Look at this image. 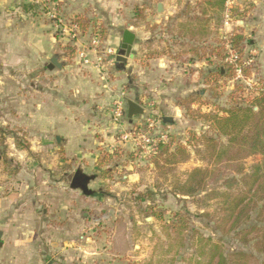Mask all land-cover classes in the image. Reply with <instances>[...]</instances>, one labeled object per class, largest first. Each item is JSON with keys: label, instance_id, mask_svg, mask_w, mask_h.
Returning a JSON list of instances; mask_svg holds the SVG:
<instances>
[{"label": "crops", "instance_id": "1", "mask_svg": "<svg viewBox=\"0 0 264 264\" xmlns=\"http://www.w3.org/2000/svg\"><path fill=\"white\" fill-rule=\"evenodd\" d=\"M30 1L0 0V264H105L98 256L100 243L105 241L90 237L91 226H99L106 216L104 195L68 189L64 180L54 182L49 170L66 164L68 169L77 162L91 166L100 147L108 151L134 146L133 142L121 141L122 131L110 120L106 122L105 110L122 96L145 110L132 124L156 116L161 120L159 130L169 137L180 125L187 124L181 99L188 100L194 108L202 87L209 85L217 71L211 49L214 20L205 16L208 18L203 28L199 7L205 0H71L72 9L101 3L100 23L108 29L105 46L100 50L103 63L86 65L78 58L67 63L61 57V69L37 67L31 86L35 88L26 90L19 75L21 66L11 69L10 65V56L25 47L11 49L8 26L20 29L25 23L22 6ZM159 4L163 5L162 13L158 11ZM205 8L209 13L212 10L211 6ZM11 10L10 15L16 11L19 16L11 19L5 14ZM127 29L136 36L134 55L126 63H112L108 50L119 51ZM232 29L233 25L226 27V31ZM76 46L79 54L83 46L81 42ZM203 46L209 48L207 54L201 50ZM94 52L92 47L87 50L92 61L96 59ZM26 94L28 107L22 115ZM35 97L37 103L32 102ZM24 117L37 127V132L30 135L34 140L26 148L17 142V130L23 126ZM166 118L172 122L166 123ZM95 119L101 122L92 129L84 123H96ZM29 150L37 152V163L25 159ZM14 156L17 158L12 159ZM24 159L30 162L26 166ZM32 167L34 174L27 173ZM83 174L89 184L105 179L96 176L97 180H93L89 173ZM116 240L115 235L110 243Z\"/></svg>", "mask_w": 264, "mask_h": 264}, {"label": "rangeland", "instance_id": "2", "mask_svg": "<svg viewBox=\"0 0 264 264\" xmlns=\"http://www.w3.org/2000/svg\"><path fill=\"white\" fill-rule=\"evenodd\" d=\"M26 3L22 6L25 12L22 19L25 23H20L22 25L19 30L12 28L11 25L8 26L10 29L8 42L11 49L25 47V50L19 51L16 56H10V65L11 69L16 65L21 66L19 75L26 90L35 88L31 87L34 77L37 76L34 70H37V67L46 70L49 60L54 55L63 57L67 63L71 60L73 62L75 58L82 62L78 52H73V49H77L78 42H81L82 49L93 48L92 41L97 35L101 46L92 64L100 66L103 63L100 50L105 46L108 29L100 23L98 11L103 9L100 2V4L89 3L82 9H72L71 0H31ZM206 6L209 5L205 2L199 10L203 13V28L206 26L205 19L208 18H204L205 16H211L214 20L215 30L211 33L215 34V40L211 49L216 56L218 66L217 71L212 74L209 85L202 87V95L196 98L195 107L191 108L188 103L182 105L189 122L180 125L179 129L170 135L169 140L173 142L172 151L179 145L184 149V152L177 156L176 162L170 159L169 154H164L159 159V167L155 168L152 156L143 155L142 148L130 145L108 151L98 148L94 153L97 155V158H94L96 161H93L94 164L91 166L87 165V162H77L70 164L71 167L68 169H66L67 164L64 168L63 166L57 169L49 168V175L53 181L64 180V187L68 189L79 168L89 173L93 180H97L96 176H100L109 181L106 183L103 179H99L89 184V191L104 195L102 203L105 205L106 216L99 226H91L90 237H93V240L105 241L100 243L101 247L98 249L100 252L98 256L103 257L102 261L105 264H207L208 260L202 255L203 245L207 243L206 239L209 237L222 248L229 264H235L232 254L239 252L254 255L253 259H250V264L264 263V254H258L253 244L244 245L233 234L222 235L217 231L215 223L220 215L218 193L227 191L224 182L232 177L240 179L235 173L238 169H243L247 174L253 173L255 166L261 163L262 157L253 156L238 164L228 163L226 157L219 161L218 157H211V149H208L202 139V136L216 139L219 151L223 146L228 147V139L219 137L215 133L210 117L215 115L223 117L226 115L225 111L239 104L249 105L257 96V91L264 90V0L234 2L231 22L227 26L224 14L218 12V7H212L209 13ZM11 12L12 10L5 14L11 16V19L19 16L16 11L10 15ZM78 18L88 27L85 32L77 31L74 38L73 27L76 26L75 21ZM232 25L233 29L226 31V27ZM221 26L224 27L222 32ZM235 35L245 37L237 52L232 48V38ZM19 44L21 47L18 46ZM207 49H209L207 46H203L201 50L207 54ZM117 54L118 51H115V60ZM220 66L224 72L222 75L218 73L221 70ZM232 67L237 69L235 77L233 70L227 76V72L229 73ZM241 69L248 71L249 79L243 77L242 73L238 77V70ZM208 78L206 76V79ZM28 94L23 98L22 115L25 107H28L26 104L29 101L26 98ZM32 102L37 103V98H33ZM112 107L110 104L108 110H105L108 114L106 122L110 120L113 126L123 131L129 126L127 114L121 123H116L111 113ZM105 113L102 112L103 115ZM148 118L160 120L150 115L140 120V123ZM26 119L29 118L24 117L21 123L23 126L17 130H20L17 142L19 141L22 147H28L30 140H34L30 135L37 132L33 122ZM84 121L91 129L93 126H99L98 123L101 122L96 119V123H93V120ZM232 151L233 149L230 150ZM26 152L25 159L29 158L37 163V152L30 150ZM15 158L17 157L14 156L12 159ZM25 159L24 166L30 163ZM15 168L11 167V169ZM194 169L209 171L206 192L193 197L176 196V193L180 194L179 187L187 181ZM34 170L32 167L27 173L34 174ZM69 170L71 173L68 172ZM139 195H146L148 198L140 200ZM154 214L162 215V219L153 217ZM180 217L186 221V228H181L178 222ZM255 219L256 214L251 224H256ZM115 235L116 242L110 243ZM202 239L205 242L202 243ZM104 245L106 247H103ZM208 249L205 248L204 251Z\"/></svg>", "mask_w": 264, "mask_h": 264}, {"label": "trees", "instance_id": "3", "mask_svg": "<svg viewBox=\"0 0 264 264\" xmlns=\"http://www.w3.org/2000/svg\"><path fill=\"white\" fill-rule=\"evenodd\" d=\"M206 1L207 5L218 7V12L224 13L227 0ZM75 25L81 32H85L88 27L79 18L75 21ZM244 41L243 35H235L232 38L233 50L237 52ZM75 50L74 48L73 52ZM232 70L233 76H237L235 67L229 69L227 76ZM218 73L222 75V70H219ZM241 73L243 77L249 79L248 71L241 69ZM187 103L188 100L182 101V105ZM225 114L223 117L211 116L210 123L219 137L228 139V147L223 146L219 151L216 139L202 136L203 142L207 144L208 149H211V157L216 156L219 161L226 157L228 163L238 164L247 158L260 155L262 161L255 166L253 173L247 174L243 169H238L235 173L240 179L232 177L224 182L227 191L218 193L220 215L215 222L216 229L224 236L233 234L244 245L253 244L258 254H264V90H258L257 96L249 105L239 104L235 108L225 111ZM172 146L173 142L158 145V152L152 156L155 168L159 167V159L164 154H169L170 159L176 162L177 156L184 152L181 145L177 146L174 151H172ZM231 149H233L232 152H230ZM174 161L172 162L174 163ZM208 176V170L194 169L189 174L187 181L179 187L180 194L176 193V196L193 197L205 193ZM147 198L146 195L138 197L140 200ZM255 214L256 224H251ZM153 217L162 219V215L158 214H154ZM178 222L181 228H186V221L183 217H180ZM202 240V243L205 242L204 239ZM206 242L203 245L202 256L208 260L207 264H229L228 257L212 238H207ZM205 248H209L208 251H204ZM232 257L235 264H250V259H253L254 255L239 252L232 254Z\"/></svg>", "mask_w": 264, "mask_h": 264}, {"label": "built area", "instance_id": "4", "mask_svg": "<svg viewBox=\"0 0 264 264\" xmlns=\"http://www.w3.org/2000/svg\"><path fill=\"white\" fill-rule=\"evenodd\" d=\"M237 0H227L225 5V13H224V19H225V25H229L231 22V9L233 6V3ZM74 29V38H76V32L79 31L77 26L73 27ZM92 46L94 48V53L97 55L98 50L101 46V41L99 39V35H97L94 40L92 41ZM108 54L114 56L115 51L109 49ZM79 56L83 63L86 65H89L92 63V60L89 58L87 50L82 49L79 52ZM101 60V59H99ZM115 56L112 59V63L115 62ZM241 76V70H238V77ZM126 99L124 96L118 98L114 103L111 110V113L113 115L114 121L116 123H121L123 118L126 116ZM161 123V120H155L154 118H148L143 123H137V124H131L128 126V128H125L120 135V140L123 142H133V144L137 147H140L143 149L144 154L154 155L158 152V145L168 144L170 137L167 133L161 132L159 130V125Z\"/></svg>", "mask_w": 264, "mask_h": 264}, {"label": "water", "instance_id": "5", "mask_svg": "<svg viewBox=\"0 0 264 264\" xmlns=\"http://www.w3.org/2000/svg\"><path fill=\"white\" fill-rule=\"evenodd\" d=\"M158 11L159 13L163 12V5L159 4L158 6ZM136 36L133 32H131L130 30H125L122 36V43L120 46V49L118 51L117 57H116V62L118 64L120 63H126L127 59L129 57H133L134 55V51H133V45L135 42ZM59 55H54L49 61V65H48V69L49 70H54V69H61L62 65L59 62ZM126 104H127V118L129 120V123L132 124L133 123V119L137 118L139 116H143L145 113L144 108L138 104L137 102L131 100V99H127L126 100ZM164 121L166 123L168 122H172L171 119L166 118L164 119ZM57 142H60L61 139L59 137L56 138ZM88 184H89V178L87 176H85L82 172L81 169L77 170L71 183H70V188L73 190H82L83 193L88 194L89 193V188H88Z\"/></svg>", "mask_w": 264, "mask_h": 264}]
</instances>
